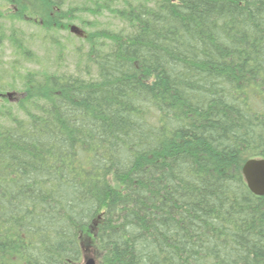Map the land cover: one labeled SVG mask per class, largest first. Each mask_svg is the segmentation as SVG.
I'll list each match as a JSON object with an SVG mask.
<instances>
[{"label":"trees","instance_id":"1","mask_svg":"<svg viewBox=\"0 0 264 264\" xmlns=\"http://www.w3.org/2000/svg\"><path fill=\"white\" fill-rule=\"evenodd\" d=\"M12 90L0 264H264V0H0Z\"/></svg>","mask_w":264,"mask_h":264},{"label":"water","instance_id":"2","mask_svg":"<svg viewBox=\"0 0 264 264\" xmlns=\"http://www.w3.org/2000/svg\"><path fill=\"white\" fill-rule=\"evenodd\" d=\"M73 33L82 35V29L76 24L70 26ZM9 98L13 97L12 93L8 94ZM243 175L257 194L264 195V158H252L245 164L243 168ZM84 264H96L94 258H86Z\"/></svg>","mask_w":264,"mask_h":264},{"label":"rangeland","instance_id":"3","mask_svg":"<svg viewBox=\"0 0 264 264\" xmlns=\"http://www.w3.org/2000/svg\"><path fill=\"white\" fill-rule=\"evenodd\" d=\"M74 1V3L75 4H82L83 2H85L86 0H73ZM88 17H90V18H93V15H91L90 13H88V15H87ZM111 22L113 23L114 22V20L112 19V17L110 16V14L108 13V12H105V13H103V14H101L100 15V17H99V19L97 20V26L99 27V28H102L103 26H110L111 25ZM76 24H79L80 26H82L84 29H86L87 31H91V30H93L94 28H92V27H85L84 25H82L81 23H79L78 21H76L75 22ZM32 27H26V29L25 30H27V31H30V32H32ZM68 32L67 31H64L63 32V34H67ZM62 34V33H61ZM70 34H72L71 32H70ZM71 42L74 44V45H77V44H79V43H81V41L79 40V37H73V38H71ZM40 42H38L37 44H36V47H37V52L40 54V55H44V51L41 49V47H40ZM74 45H72V50L71 51H68L69 53H68V55H70V57H68V60H67V63H69L70 64V68L72 69L73 67H74V65H75V62H76V55L74 54V48H75V46ZM10 54V49H8L7 51H6V54H5V56H4V58H6L8 55ZM19 92V91H18ZM20 94H18V93H15V95H14V98H17L18 96H19ZM89 252V251H88ZM89 254V255H88ZM87 255V258L88 257H93V258H95L96 259V254L94 253V252H92L91 251V253H88ZM86 256V255H85ZM83 260H84V258H83ZM82 260V261H83ZM82 263V262H81Z\"/></svg>","mask_w":264,"mask_h":264},{"label":"bare ground","instance_id":"4","mask_svg":"<svg viewBox=\"0 0 264 264\" xmlns=\"http://www.w3.org/2000/svg\"><path fill=\"white\" fill-rule=\"evenodd\" d=\"M250 160V159H249ZM249 160H247V161H249ZM247 161L245 162V164L247 163ZM245 164L243 165V168H244V166H245ZM242 171H243V169H242ZM244 178H245V180H246V177L244 176ZM246 183H247V185H248V187H249V184H248V182H247V180H246ZM249 189L255 194V195H258V196H264V195H259V194H257L251 187H249Z\"/></svg>","mask_w":264,"mask_h":264}]
</instances>
